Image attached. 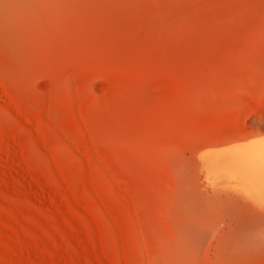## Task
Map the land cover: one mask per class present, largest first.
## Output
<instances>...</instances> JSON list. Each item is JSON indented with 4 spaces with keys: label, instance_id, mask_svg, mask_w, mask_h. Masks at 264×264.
<instances>
[{
    "label": "rangeland",
    "instance_id": "374dc122",
    "mask_svg": "<svg viewBox=\"0 0 264 264\" xmlns=\"http://www.w3.org/2000/svg\"><path fill=\"white\" fill-rule=\"evenodd\" d=\"M258 148L264 0H0V264H264Z\"/></svg>",
    "mask_w": 264,
    "mask_h": 264
},
{
    "label": "bare ground",
    "instance_id": "6f19581e",
    "mask_svg": "<svg viewBox=\"0 0 264 264\" xmlns=\"http://www.w3.org/2000/svg\"><path fill=\"white\" fill-rule=\"evenodd\" d=\"M259 148H262V146ZM259 148L257 149V152L240 151L239 155H238V161L241 160L243 165H246V163L249 164L253 170H255L256 172H258L264 176V149H262V150L260 149L261 151H258ZM243 149H245L244 146H243ZM254 149L256 151L255 147H254ZM243 170L244 171H242V172H246V169L243 168ZM247 172H249V171H247ZM117 180H119L121 186H123L124 188H127V185L120 178H118Z\"/></svg>",
    "mask_w": 264,
    "mask_h": 264
}]
</instances>
